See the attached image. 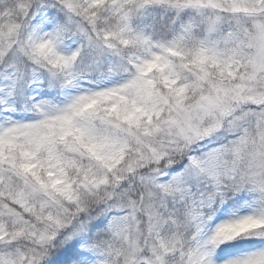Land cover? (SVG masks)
Returning a JSON list of instances; mask_svg holds the SVG:
<instances>
[{
  "label": "snow or ice",
  "instance_id": "snow-or-ice-1",
  "mask_svg": "<svg viewBox=\"0 0 264 264\" xmlns=\"http://www.w3.org/2000/svg\"><path fill=\"white\" fill-rule=\"evenodd\" d=\"M0 264H264V0H0Z\"/></svg>",
  "mask_w": 264,
  "mask_h": 264
}]
</instances>
